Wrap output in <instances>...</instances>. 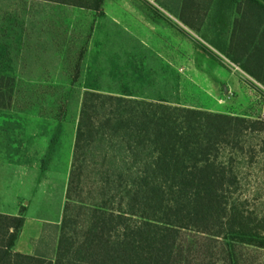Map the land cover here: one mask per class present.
<instances>
[{
  "label": "trees",
  "instance_id": "16d2710c",
  "mask_svg": "<svg viewBox=\"0 0 264 264\" xmlns=\"http://www.w3.org/2000/svg\"><path fill=\"white\" fill-rule=\"evenodd\" d=\"M57 1L98 11L104 0ZM218 5L235 13L230 34L223 19L205 40L264 87V0ZM16 86L0 70V108ZM257 151L250 197L242 172ZM261 190L264 120L86 89L54 253L15 251L25 215L0 212V264H244L246 248L264 249Z\"/></svg>",
  "mask_w": 264,
  "mask_h": 264
},
{
  "label": "rangeland",
  "instance_id": "374dc122",
  "mask_svg": "<svg viewBox=\"0 0 264 264\" xmlns=\"http://www.w3.org/2000/svg\"><path fill=\"white\" fill-rule=\"evenodd\" d=\"M120 1L108 3L107 7L115 12L120 11L121 7H129L134 11L138 7V11L144 13L163 15L171 12H191V9H185L184 0H155V3L141 0L137 4H122ZM52 2L0 0L1 28H4V32L10 29L15 33L14 36L5 35L1 38L3 42L8 41L7 46L11 52L7 53L8 59L0 62V70L11 72L9 74L14 75L17 80L12 106L0 108V143H47V181L49 185L56 187L49 186L38 190L33 184L29 193H25L19 211L25 216L51 221L43 222L39 238L32 241L34 251L48 255H53L55 249L68 178L67 153L75 140L80 100L84 90L142 95L173 105L264 120V87L208 44L202 32H192L190 43L185 47L176 45L174 52L166 51L163 41L160 46H154V51L144 53L142 62L132 63L124 71L107 68L104 69L106 75L74 77L75 69L69 66L68 61L61 59L55 42L50 45L51 37L33 34L40 27L36 24L42 22L45 26L46 19L54 21L61 15L62 9ZM213 8L214 5H211L207 10L209 17L213 15ZM232 11L230 9L228 14ZM64 14L71 21L74 16L77 17L71 10ZM24 19L28 26L26 31L29 33L25 42L20 36L23 27H13L14 23L23 21L25 24ZM208 21H205L206 27L210 25ZM112 34L118 39V30ZM143 38L148 41L153 36L150 31H145ZM200 44L208 46L213 51L212 54L206 55L199 50ZM79 79L86 82L70 83ZM93 79L99 82H88ZM253 143L262 142L256 138ZM32 151H35L34 147ZM53 155H56L55 162H51ZM255 155L254 168L244 169L242 172L251 184L243 187L242 191L250 197L257 190L259 184L256 180L263 173L261 155L258 151ZM34 175L36 174H32V181L36 180L33 179ZM61 185L64 186L63 193L59 188ZM261 194L264 196V190H261ZM244 252V264H264V249L246 248Z\"/></svg>",
  "mask_w": 264,
  "mask_h": 264
},
{
  "label": "crops",
  "instance_id": "0c3cea01",
  "mask_svg": "<svg viewBox=\"0 0 264 264\" xmlns=\"http://www.w3.org/2000/svg\"><path fill=\"white\" fill-rule=\"evenodd\" d=\"M139 1L141 0H121L120 3L137 4ZM48 2L57 4L62 9L61 15H58L59 17L57 16L54 21L46 19L45 26L42 22L39 24L35 23L40 27L36 28L38 30L33 32V34L51 37L50 45L55 42L56 51L60 53L61 59L68 61L69 66L75 69L73 76L84 78L106 75L104 69L107 68H118L120 71H124V69L131 67L132 63L142 62L144 53L154 51L156 49L154 46H160L163 41L166 45L165 50L174 52L176 45L181 44L185 47L190 43L192 32L196 34L202 32L203 36L208 35L212 38L213 35V38H215L220 34L219 24H221L223 19L228 23L224 33L229 35L235 18L233 11L228 14L230 9L225 14L218 10L219 0H184L185 9H191V12L177 14L171 12L168 15L144 13L143 11H138V7L135 8L136 11L131 10L129 7H121L120 11L115 12L107 5L108 3L116 2V0H104L98 11L61 1L57 2V0H48ZM151 2L155 3V0ZM205 5L206 8H203ZM211 5H214L213 15L209 17L207 10ZM69 10L77 14V17L73 15V21L65 17L67 15L64 13ZM24 21L25 24L22 21L14 23L13 27H23L20 36L25 42V38L29 33L26 31L28 29L26 19ZM205 21L210 22V25L206 27ZM1 26L0 22V46H2L0 52L10 53L11 50L7 46L8 41L4 40L3 42L1 38L5 35L14 36L15 33L10 29L7 30L8 32H4V28H1ZM10 27H12L11 24ZM133 29L136 31L133 32ZM116 30L119 31L118 39L112 34ZM145 31H150L153 39L145 41L143 38ZM133 35L135 39H133ZM138 37L142 38L138 39ZM160 37H166V39H161ZM23 41L20 43V50ZM5 59H8V56ZM6 73L9 74L11 72L7 71ZM76 82L85 83L86 80L70 81V83ZM88 82L99 81L93 79ZM121 95L151 99L142 95ZM73 146L74 143L70 146L67 153L68 176ZM33 147L35 148L34 152L32 151ZM47 148V143H0V212L17 214L19 207L23 204L25 193H29L33 184L38 190L53 186V184L49 185L47 181ZM55 158L56 155H53L51 162H55ZM33 173L36 174V176H33V179H36L34 181L31 180ZM63 187L62 185L59 187L62 193ZM45 221L47 220L41 217L25 216L14 250L27 254L33 253L32 241L39 238L43 222ZM47 222L51 221L48 220Z\"/></svg>",
  "mask_w": 264,
  "mask_h": 264
},
{
  "label": "built area",
  "instance_id": "2783aa9c",
  "mask_svg": "<svg viewBox=\"0 0 264 264\" xmlns=\"http://www.w3.org/2000/svg\"><path fill=\"white\" fill-rule=\"evenodd\" d=\"M152 1V0H151ZM264 116V115H263Z\"/></svg>",
  "mask_w": 264,
  "mask_h": 264
}]
</instances>
